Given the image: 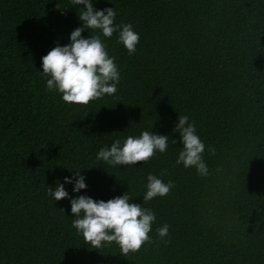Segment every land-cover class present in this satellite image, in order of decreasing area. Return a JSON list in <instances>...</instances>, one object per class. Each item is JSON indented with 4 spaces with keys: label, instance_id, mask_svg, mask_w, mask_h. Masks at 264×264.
<instances>
[{
    "label": "trees",
    "instance_id": "16d2710c",
    "mask_svg": "<svg viewBox=\"0 0 264 264\" xmlns=\"http://www.w3.org/2000/svg\"><path fill=\"white\" fill-rule=\"evenodd\" d=\"M92 3L140 39L129 55L119 31L85 29L101 36L120 81L114 95L69 105L47 90L41 58L70 43L83 5L0 0V264H264V0ZM179 115L205 145L206 176L176 163ZM143 131L167 135V150L132 166L96 159ZM149 174L174 187L145 203ZM57 183L68 198L48 195ZM126 192L155 214L150 242L127 257L115 243L92 248L72 227L70 200Z\"/></svg>",
    "mask_w": 264,
    "mask_h": 264
},
{
    "label": "clouds",
    "instance_id": "9594fccd",
    "mask_svg": "<svg viewBox=\"0 0 264 264\" xmlns=\"http://www.w3.org/2000/svg\"><path fill=\"white\" fill-rule=\"evenodd\" d=\"M71 2L73 5H83L79 14L83 26L71 32L69 44L62 47L58 45L41 58V74L46 79L47 90L60 93L64 103L87 105L105 95H114L120 75L115 58L109 57L101 36L91 35L85 39L81 33L85 29L99 30L103 37L110 38L119 31L118 43L127 49L129 55L136 52L140 37L133 31L131 24H114V8L95 10L92 0ZM173 131L179 133L182 144L176 163L185 168L194 167L198 174L206 176L208 169L202 159L205 145L196 134L195 125L189 123L186 115H179ZM168 141L167 135L143 131L139 137L128 136L122 145L117 139L110 147L101 148L96 159L112 166H132L149 161L156 152L164 153ZM172 142L175 144V141ZM75 177L72 191L85 189V177L80 175L79 170H76ZM147 181L143 195L145 203L157 196L168 195L174 187L172 181L165 183L151 174ZM64 183H73V179L65 177ZM48 195L59 201L68 198L69 194L63 184L57 183L55 191L48 188ZM130 199L127 192L107 202L95 201L85 195L73 198L70 200L71 214L75 217L72 227L92 248L115 243L124 257L136 253L146 242H150L149 233L155 214L141 207V204L130 203ZM168 228L165 224L156 230L159 239L163 240L168 235Z\"/></svg>",
    "mask_w": 264,
    "mask_h": 264
}]
</instances>
